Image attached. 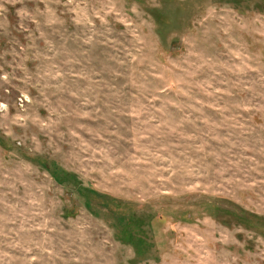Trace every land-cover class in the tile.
Wrapping results in <instances>:
<instances>
[{"label":"rangeland","instance_id":"1","mask_svg":"<svg viewBox=\"0 0 264 264\" xmlns=\"http://www.w3.org/2000/svg\"><path fill=\"white\" fill-rule=\"evenodd\" d=\"M0 264H264V0H0Z\"/></svg>","mask_w":264,"mask_h":264}]
</instances>
